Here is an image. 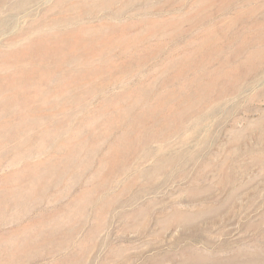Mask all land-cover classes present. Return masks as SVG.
<instances>
[{"label": "rangeland", "instance_id": "374dc122", "mask_svg": "<svg viewBox=\"0 0 264 264\" xmlns=\"http://www.w3.org/2000/svg\"><path fill=\"white\" fill-rule=\"evenodd\" d=\"M1 2L0 264H264V0Z\"/></svg>", "mask_w": 264, "mask_h": 264}, {"label": "bare ground", "instance_id": "6f19581e", "mask_svg": "<svg viewBox=\"0 0 264 264\" xmlns=\"http://www.w3.org/2000/svg\"><path fill=\"white\" fill-rule=\"evenodd\" d=\"M66 1V0H65ZM2 2H4V0H2ZM1 2V3H2ZM58 3V2H57ZM131 4V3H130ZM128 7V6H127ZM81 8V7H80ZM129 8V7H128ZM58 10V9H57ZM78 10H80V9H78ZM62 11V10H61ZM75 11V10H74ZM77 11V10H76ZM84 12V11H83ZM88 12V11H87ZM76 13V12H75ZM65 14V13H64ZM69 14V13H68ZM80 14V13H79ZM86 14V13H85ZM77 15V14H76ZM64 16V15H63ZM6 42V41H5ZM7 44H8V42H7ZM6 45V44H5Z\"/></svg>", "mask_w": 264, "mask_h": 264}]
</instances>
